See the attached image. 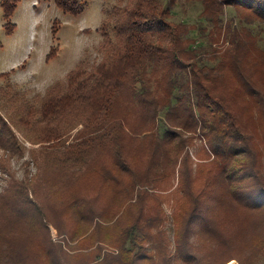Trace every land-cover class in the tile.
Segmentation results:
<instances>
[{"label": "trees", "instance_id": "1", "mask_svg": "<svg viewBox=\"0 0 264 264\" xmlns=\"http://www.w3.org/2000/svg\"><path fill=\"white\" fill-rule=\"evenodd\" d=\"M21 1H3L2 8L8 20ZM56 1L70 13L74 8L68 4L74 7L77 4V9L87 4L85 0L82 3ZM184 2L201 6L199 25L195 28L191 29L189 23L175 19V9ZM230 8L240 15L230 16ZM256 28L264 29V0H168L167 3L164 0H118L108 11L99 30L101 42L98 51L104 56L101 62L86 64L82 61L83 64L70 72L65 82L55 83L52 90L40 99L43 102L41 110L30 108L31 116L26 124L11 123L0 108V173L7 175L9 189L17 186L18 212L14 208L13 211L44 217L43 208L32 209L35 201L31 200L39 198L35 182L47 186L48 166L66 168L68 172H62L58 178V182H65L64 188L69 189L65 209L74 215L83 211L79 220L95 225L92 235H107L103 239L114 236L112 241L100 240L97 253L83 264H175L176 254L183 264H228L239 258L230 254L223 245L230 246L229 239L218 248L202 247L196 252L185 244L194 233L200 237L204 236L203 233L213 237L226 234L227 230L219 225L220 219H226L225 215H217L203 207L213 191H222L223 197L219 193L223 199L221 209L234 210L242 215L254 211L258 216L261 228H256L259 235L256 245H246L245 248H252V251L245 253L243 260H238L239 264H258L264 257L263 153L254 139L257 129L247 127V121L244 123L242 120L241 109L228 95L234 81L233 91L242 96L240 102L247 106L249 115H256L262 124L257 133L264 139V49L258 47L254 39L253 30ZM191 31H196L198 38L210 43L191 37ZM221 38L229 43L227 48L213 49ZM207 45L214 50L212 53L206 49ZM158 74L160 80L155 81L159 86L162 82L165 89L157 86L153 91L151 83ZM146 84L151 87H146ZM5 90L1 101L11 106L16 92L7 86ZM136 99L140 110L147 113L150 127L134 126L120 115L121 110L135 107ZM10 111L11 116L17 115V108ZM163 116L165 119L161 121ZM159 124L165 130L162 131ZM78 126L83 129L72 144L66 146L65 141H60ZM14 128L27 134L34 132L33 137L28 136V142L41 144V153L37 158L33 156L37 174L21 185L16 184L11 176V159L25 151ZM199 128L215 159L208 164L211 169H202L207 164L197 165L201 167L197 173L195 162L182 155L195 141L192 135L186 137L184 131L195 133ZM61 131L62 134H57ZM127 137L131 142L125 144L127 151L121 152L123 140ZM53 140L59 142L53 145ZM114 141L117 144L110 145L114 159L99 168L104 181L114 186L112 192L122 196L115 201L117 209H114L116 204H109L108 211L89 209L96 204L97 198L70 186L95 169L96 165L89 158L91 154L101 148V144ZM146 150L149 152L147 155ZM137 154L145 156L147 164L151 163L148 155L151 158L152 155L166 157V161L159 171L155 169L156 177L153 178L147 175L153 165L142 167ZM196 174L201 176V182L195 178ZM169 175L177 176L178 193L185 201L178 204L181 225L176 230L175 254L171 255L166 246L160 245V259L155 260L154 256L146 253L145 245L152 239L158 219L146 217L144 202L149 197L147 189L165 182ZM129 184L134 185L133 192L127 189ZM137 187L139 189L135 191ZM9 189H5L1 200L9 196ZM122 199L124 203L127 201L129 205L137 204L139 207L131 212L133 219H128L129 214L125 216L121 210ZM120 210L123 212L119 216ZM101 243L115 248L118 253L103 254L105 247ZM201 251L205 254L202 260L198 256ZM46 256L47 260H39L36 264H62V257L57 256L53 248L47 251ZM17 264L22 263L18 261ZM23 264L35 263L23 260Z\"/></svg>", "mask_w": 264, "mask_h": 264}, {"label": "rangeland", "instance_id": "2", "mask_svg": "<svg viewBox=\"0 0 264 264\" xmlns=\"http://www.w3.org/2000/svg\"><path fill=\"white\" fill-rule=\"evenodd\" d=\"M3 1L0 0V108L6 117L5 119H8L11 123L26 124V121L31 116L29 114L30 108L41 110L43 102L40 99L44 98L52 90L55 83L65 82L69 73L79 68L82 61L86 64L88 62L98 64L103 60V54L98 51L101 42L99 30L108 11L117 4L118 0H85L87 4L84 3L85 7L83 5L81 9H77V4L75 7L68 4L69 7L74 8L72 9L73 13L58 6L56 0H22L17 5L10 20L5 17L4 9L2 8ZM72 1L84 2V0ZM167 1L164 0L165 3ZM77 10L81 12L78 14ZM200 11L201 6L199 4L184 2L183 5H179L175 9V19L189 23L192 29L199 25ZM228 14L230 16L240 15L233 8L229 9ZM7 24L9 26L6 27ZM253 32L255 33L253 36L257 41V46L264 49V29L256 28ZM190 34L192 35L191 37L204 41L203 38H198L196 31H191ZM223 40L221 38L218 43L214 44L213 49L222 50V48H227L229 43ZM204 42L210 43L206 39ZM206 49L210 53L214 51L212 47L210 48V45H207ZM155 79L159 81L160 74L156 75L151 83L153 91L159 86ZM232 83L228 95L241 109L243 122L247 121L248 128L260 130L262 124L259 123L256 115L250 116V111H246L247 106L240 102L242 96L233 91L234 83ZM5 86L16 92L14 103L11 106H6L4 101H1V94L5 90ZM151 86L146 84V87ZM159 87L161 90L165 89L162 82ZM5 91L7 92V90ZM138 103L139 101L136 99L135 107L121 110L120 115H123L129 124L134 126L142 124L150 127V119L147 113L140 110L137 106ZM15 108H17V115L11 116L10 110ZM136 111L137 113H135ZM251 117L252 119H249ZM163 119H165L164 116L161 117V121ZM82 129V126H78L62 137L60 141H65L66 146L72 144ZM160 129L162 131L165 130L162 125ZM14 130L19 140L23 142L25 151L23 155L17 154L16 157L11 159V176L15 178L16 184L21 185L27 182V178L31 179L37 174L33 158H37L41 153V144L32 145L28 142V136L33 137L34 132L27 134L22 129L17 130L14 128ZM257 130L254 139L261 153H263L264 161V139L257 133ZM60 133L62 134L63 132L61 131L57 134ZM184 133L186 137L192 135L195 141L194 145L187 146L182 157L195 162L197 167H195V171L197 170V173L201 169V167L197 166L200 164H207V166L202 167L203 170L211 169L212 167L208 166V164L214 161L215 156L212 150L207 147L200 128L195 133L186 131ZM118 136L120 137L121 135ZM58 142V140L52 141L53 145ZM123 142V148L120 149L121 152L127 151L125 144L131 142V139L129 137L124 138ZM109 143L107 145L101 144V148L95 150L89 157L96 165L95 169L79 177V180L74 181L70 186L74 190L80 189L82 193L91 198H97L96 204L89 206V209L91 207L94 210L104 209V211H108L109 204L115 205L116 199H120L122 196L112 192L114 186L104 181L99 168L102 164L110 163L114 159L113 149L110 145H115L117 142ZM148 153L146 150V155ZM137 157L140 159L142 167L148 168L151 165L155 167H150L147 172V175L153 176V178L156 177L155 169L157 168L159 171L160 167L165 164L164 161H166V157L152 155L151 158L148 155L147 157L148 159L150 158L149 162L151 161V163L147 164L145 156L142 157L137 154ZM52 166L47 167L49 177L47 186L38 181L35 182L39 198L38 200L35 198L31 200L33 203L35 201L32 209H44V217H40L36 213H15L18 212L17 202L19 200L18 197L16 200L17 186L9 189L8 183H6L7 175L0 173V264H17L18 261L23 264V260H31L36 264L39 260H47V251L52 248L57 256L62 257V264H83V262L97 253L100 240L112 241L114 239L113 235H109L105 239L103 238L107 235L100 237L97 234L92 235V232L95 231V225L79 220L80 216L82 217L83 215V211L74 215L72 211L65 209L66 205H68L69 189L64 188L65 182H58V178L62 172H68V170ZM215 170L217 171V169ZM41 174L45 175L43 172ZM195 178L199 182L202 181L200 175L196 174ZM204 185L206 184L203 183ZM133 186V184H129L127 189L133 192ZM6 188L10 190V194L7 198L1 200ZM137 189L139 188L137 187L135 191ZM179 190L180 186H178L177 176L171 177L170 175L165 182H159L147 189L149 197L144 202L146 217L157 218L158 222L156 227H153L152 239L146 243L145 248L146 253L154 256L155 260L160 259L158 257V247L160 245L166 246L171 255L176 252L175 235L176 230L181 225V212L178 204H180L181 200L185 201V199L180 197ZM45 193L49 195V198L46 197L47 194ZM219 193L223 197L222 191L218 193L213 191L212 196L204 201L203 207L210 209L211 212L217 215H225L224 218L226 219H220L219 225L220 227L223 225L227 230L226 234H218L219 237H213L214 235L203 233L204 236L201 235L202 237H200L194 233L188 237L185 244L188 245L187 248L189 250L192 248V251L196 252L197 248L201 249L202 247L208 248V246H212L213 248H218L223 244L224 240L229 239L230 246L225 243L223 245L226 246L230 254L239 257L237 260H232L239 264L238 260L244 257L245 253L252 251V248L246 249L245 246L256 245V237L259 236L256 232L257 229L261 228L260 222L254 211H250L248 215H242L236 214L234 210L225 211L221 209L222 206L220 204L223 203L221 202L223 199L219 197ZM120 202H123L121 210L123 209L124 215L129 214L127 216L128 219H133L131 212L139 208L137 204L129 205L127 201L124 203V199ZM117 204L114 209H117ZM94 210L93 212H95ZM121 210L119 216L122 215L123 211ZM86 215L88 216V212H86ZM105 224L111 227V224ZM200 226H198L199 229ZM114 234L117 235L118 233ZM52 245H61V247H52ZM101 246L105 247L103 254L116 251L115 248L107 244H102ZM198 256L202 260L205 254L201 251L198 252ZM174 259H176L175 264H183L178 254H176ZM257 263L264 264V257Z\"/></svg>", "mask_w": 264, "mask_h": 264}, {"label": "bare ground", "instance_id": "3", "mask_svg": "<svg viewBox=\"0 0 264 264\" xmlns=\"http://www.w3.org/2000/svg\"><path fill=\"white\" fill-rule=\"evenodd\" d=\"M229 264H236V261H232L231 263H229Z\"/></svg>", "mask_w": 264, "mask_h": 264}]
</instances>
